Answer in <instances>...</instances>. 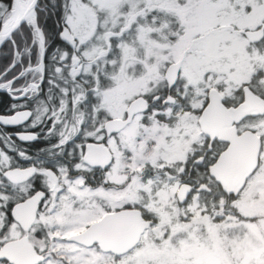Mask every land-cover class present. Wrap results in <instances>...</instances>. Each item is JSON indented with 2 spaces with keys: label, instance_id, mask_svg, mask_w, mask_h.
Listing matches in <instances>:
<instances>
[{
  "label": "snow or ice",
  "instance_id": "6c2138e0",
  "mask_svg": "<svg viewBox=\"0 0 264 264\" xmlns=\"http://www.w3.org/2000/svg\"><path fill=\"white\" fill-rule=\"evenodd\" d=\"M261 187L264 0H0V264H185Z\"/></svg>",
  "mask_w": 264,
  "mask_h": 264
},
{
  "label": "rangeland",
  "instance_id": "374dc122",
  "mask_svg": "<svg viewBox=\"0 0 264 264\" xmlns=\"http://www.w3.org/2000/svg\"><path fill=\"white\" fill-rule=\"evenodd\" d=\"M256 190L250 189L245 199L240 202L241 208L250 215L261 210V201L253 199ZM258 190L264 196V187ZM204 236V233H200L197 240ZM262 254H264V231L253 225L250 234L244 236H240L237 232H234L231 237L225 233H219L210 241L205 237V242L199 246L193 243L185 251V264H193V261L187 257H194L201 264H238L237 258L240 256L246 258L247 264H253L254 260L261 258ZM240 264L244 262L241 261Z\"/></svg>",
  "mask_w": 264,
  "mask_h": 264
},
{
  "label": "water",
  "instance_id": "95a60500",
  "mask_svg": "<svg viewBox=\"0 0 264 264\" xmlns=\"http://www.w3.org/2000/svg\"><path fill=\"white\" fill-rule=\"evenodd\" d=\"M218 111L220 113L222 110L215 111L210 117L211 126L216 131H219L221 128L220 122L218 120ZM225 123H227V121L223 120L222 124L224 126V129L227 131L230 130L231 133H234L233 135H235V132H233L234 129L228 128L226 125H224ZM245 135L247 137L249 134L246 133ZM250 155L252 156V161L254 162V153L251 142L245 138H240V143L237 150L224 164V167L222 169L223 175L230 179L237 186L243 182L244 175L246 174V169H248ZM135 227L136 225L133 222L125 223L121 226L119 235L126 236L129 233L133 232L135 230Z\"/></svg>",
  "mask_w": 264,
  "mask_h": 264
},
{
  "label": "flooded vegetation",
  "instance_id": "af4514ba",
  "mask_svg": "<svg viewBox=\"0 0 264 264\" xmlns=\"http://www.w3.org/2000/svg\"><path fill=\"white\" fill-rule=\"evenodd\" d=\"M246 110H253V109H246ZM218 113H219V111H218ZM243 114H244V111H240V112H238L236 114H231V115L230 114H226L225 112L221 111L219 113V116H218V120L220 122L221 128H220V130L218 132H220V133H222L224 135H233L234 133H231L230 130L227 131V130L224 129V126H223L222 122H223V120L224 121L226 120L227 123H225L224 125H226L228 128H231L230 127L231 119H239L240 116H242ZM233 132H235V130H233Z\"/></svg>",
  "mask_w": 264,
  "mask_h": 264
}]
</instances>
